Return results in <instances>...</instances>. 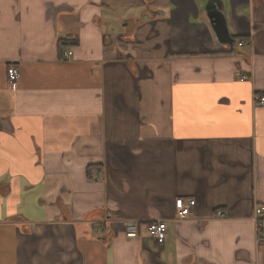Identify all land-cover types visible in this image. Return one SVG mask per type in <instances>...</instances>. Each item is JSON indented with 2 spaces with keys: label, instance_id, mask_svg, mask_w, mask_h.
<instances>
[{
  "label": "crops",
  "instance_id": "1",
  "mask_svg": "<svg viewBox=\"0 0 264 264\" xmlns=\"http://www.w3.org/2000/svg\"><path fill=\"white\" fill-rule=\"evenodd\" d=\"M209 1L0 0V264H264V0Z\"/></svg>",
  "mask_w": 264,
  "mask_h": 264
},
{
  "label": "built area",
  "instance_id": "2",
  "mask_svg": "<svg viewBox=\"0 0 264 264\" xmlns=\"http://www.w3.org/2000/svg\"><path fill=\"white\" fill-rule=\"evenodd\" d=\"M243 42H240L239 45H242ZM72 55V52L69 51L65 54V59H69ZM8 77L9 83L11 85L15 84L20 77V73L16 67H10L8 69ZM242 80L247 79L246 76L242 77ZM262 104L264 105V97L261 99ZM177 210V220H185L188 219L196 206L195 199L184 200L183 198H178L175 203ZM224 213L222 211H218L216 213V217L222 218ZM254 220L257 226V231H264V207L256 206L254 209ZM3 221V218L0 214V223ZM167 225L163 221H153L146 225V230L151 238H154L158 241H162L165 237ZM140 231V223L138 221H130L125 224V232L128 238H137L139 237Z\"/></svg>",
  "mask_w": 264,
  "mask_h": 264
},
{
  "label": "water",
  "instance_id": "3",
  "mask_svg": "<svg viewBox=\"0 0 264 264\" xmlns=\"http://www.w3.org/2000/svg\"><path fill=\"white\" fill-rule=\"evenodd\" d=\"M223 10L221 0H210L206 7L207 16L217 41L222 45L233 47L235 41L229 33Z\"/></svg>",
  "mask_w": 264,
  "mask_h": 264
},
{
  "label": "trees",
  "instance_id": "4",
  "mask_svg": "<svg viewBox=\"0 0 264 264\" xmlns=\"http://www.w3.org/2000/svg\"><path fill=\"white\" fill-rule=\"evenodd\" d=\"M66 44H67V42H62V41H61V45H66Z\"/></svg>",
  "mask_w": 264,
  "mask_h": 264
}]
</instances>
